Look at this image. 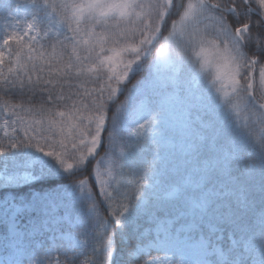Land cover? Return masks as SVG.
<instances>
[{
    "label": "snow or ice",
    "instance_id": "1",
    "mask_svg": "<svg viewBox=\"0 0 264 264\" xmlns=\"http://www.w3.org/2000/svg\"><path fill=\"white\" fill-rule=\"evenodd\" d=\"M0 13V264H264V0Z\"/></svg>",
    "mask_w": 264,
    "mask_h": 264
},
{
    "label": "trees",
    "instance_id": "2",
    "mask_svg": "<svg viewBox=\"0 0 264 264\" xmlns=\"http://www.w3.org/2000/svg\"><path fill=\"white\" fill-rule=\"evenodd\" d=\"M10 2L12 3V6H13V14H15L14 13V6H15V2H17V0H10ZM18 2H23V0H18ZM4 13H0V24H3V23H5V21L3 20V17H4ZM24 13L22 12L21 14H20V16H21V18H23L24 17ZM37 187H39V184H37ZM23 189L25 190V191H30V190H32V189H30V187H29V185L28 184H25L24 186H23ZM70 225L66 228V231L67 230H69L70 229Z\"/></svg>",
    "mask_w": 264,
    "mask_h": 264
},
{
    "label": "rangeland",
    "instance_id": "3",
    "mask_svg": "<svg viewBox=\"0 0 264 264\" xmlns=\"http://www.w3.org/2000/svg\"><path fill=\"white\" fill-rule=\"evenodd\" d=\"M243 115H246V114H243Z\"/></svg>",
    "mask_w": 264,
    "mask_h": 264
}]
</instances>
